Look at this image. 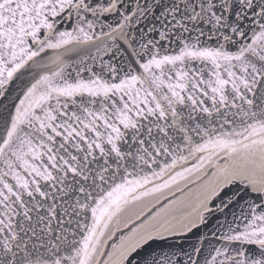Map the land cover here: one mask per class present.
I'll return each instance as SVG.
<instances>
[{
	"label": "snow or ice",
	"instance_id": "obj_1",
	"mask_svg": "<svg viewBox=\"0 0 264 264\" xmlns=\"http://www.w3.org/2000/svg\"><path fill=\"white\" fill-rule=\"evenodd\" d=\"M0 264H264V0H0Z\"/></svg>",
	"mask_w": 264,
	"mask_h": 264
},
{
	"label": "water",
	"instance_id": "obj_2",
	"mask_svg": "<svg viewBox=\"0 0 264 264\" xmlns=\"http://www.w3.org/2000/svg\"><path fill=\"white\" fill-rule=\"evenodd\" d=\"M196 239V237H191L188 241H183L182 243H185V244H187V243H191L192 241H194ZM163 247L165 248V249H167V245L165 244V245H163Z\"/></svg>",
	"mask_w": 264,
	"mask_h": 264
}]
</instances>
